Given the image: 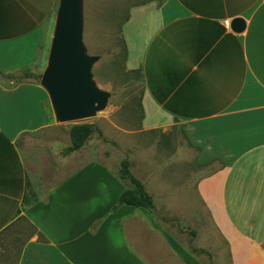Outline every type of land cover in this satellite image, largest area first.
I'll use <instances>...</instances> for the list:
<instances>
[{
  "label": "crops",
  "instance_id": "0c3cea01",
  "mask_svg": "<svg viewBox=\"0 0 264 264\" xmlns=\"http://www.w3.org/2000/svg\"><path fill=\"white\" fill-rule=\"evenodd\" d=\"M127 1L119 35L142 130L176 127L196 164L216 167L196 189L227 263L264 264V0ZM58 2L0 0V264H207L153 220L130 160L153 211L118 203L120 161L86 144L65 153L40 80L2 76L41 77Z\"/></svg>",
  "mask_w": 264,
  "mask_h": 264
},
{
  "label": "rangeland",
  "instance_id": "374dc122",
  "mask_svg": "<svg viewBox=\"0 0 264 264\" xmlns=\"http://www.w3.org/2000/svg\"><path fill=\"white\" fill-rule=\"evenodd\" d=\"M127 3V0H83V43L87 54L99 57L92 67L93 79L110 97L106 107L95 116L58 123L59 127L68 130L78 123L96 125L102 137L95 135L86 143L89 153L101 150L111 162L130 160L134 175L147 184L155 197L157 213L153 220L163 224L161 217L167 218L168 231L177 233L185 248H200L208 254L199 255L205 263L228 264L225 247L213 231L196 189L198 181L216 167L196 164V151L185 142L178 128L165 133L142 130L136 105L139 79L125 70L119 35ZM54 23L53 20L47 30L49 44ZM145 123L143 119L142 125Z\"/></svg>",
  "mask_w": 264,
  "mask_h": 264
},
{
  "label": "water",
  "instance_id": "95a60500",
  "mask_svg": "<svg viewBox=\"0 0 264 264\" xmlns=\"http://www.w3.org/2000/svg\"><path fill=\"white\" fill-rule=\"evenodd\" d=\"M83 26V0H59L47 64L40 77L58 123L91 118L106 107L110 97L93 79L92 67L99 57L87 54ZM229 28L241 33L245 22L233 18Z\"/></svg>",
  "mask_w": 264,
  "mask_h": 264
},
{
  "label": "trees",
  "instance_id": "16d2710c",
  "mask_svg": "<svg viewBox=\"0 0 264 264\" xmlns=\"http://www.w3.org/2000/svg\"><path fill=\"white\" fill-rule=\"evenodd\" d=\"M123 47V46H122ZM124 51V50H123ZM4 78L21 81L26 78L34 77L40 80L39 76H35L28 71L22 72L20 76L14 75H2ZM138 112L140 114V121L142 118L141 109L138 106ZM101 137V131L94 124L78 123L69 127V137L71 146L65 150V153H71L82 148L86 142L93 136ZM118 176L121 180L128 182L129 187L126 188L120 195L118 203L122 205L141 207L149 211H153L154 204L150 194L145 190L143 184L135 178L129 170V161L123 159L119 162ZM194 253H201V250H192Z\"/></svg>",
  "mask_w": 264,
  "mask_h": 264
}]
</instances>
